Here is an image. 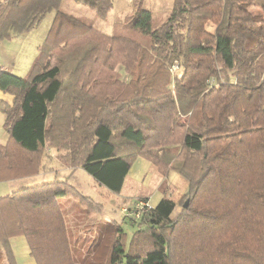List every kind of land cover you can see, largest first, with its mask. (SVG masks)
Instances as JSON below:
<instances>
[{"label":"trees","instance_id":"obj_1","mask_svg":"<svg viewBox=\"0 0 264 264\" xmlns=\"http://www.w3.org/2000/svg\"><path fill=\"white\" fill-rule=\"evenodd\" d=\"M71 1L92 18L61 11L64 0H0V41L54 13L28 74L0 71V91L13 97L0 103V182L38 175L54 149L63 167L119 194L142 158L186 181L181 212L173 218L177 205L162 188L150 210L110 227L92 258L264 264V0H173L156 28L143 0H132L112 35L94 27L112 0ZM64 198L86 204L88 216L100 211L67 178L0 195V264H17V237L35 264H74Z\"/></svg>","mask_w":264,"mask_h":264},{"label":"rangeland","instance_id":"obj_2","mask_svg":"<svg viewBox=\"0 0 264 264\" xmlns=\"http://www.w3.org/2000/svg\"><path fill=\"white\" fill-rule=\"evenodd\" d=\"M114 8L111 16L106 20H96L97 25L95 29L106 33L107 35L113 34L111 25L113 22H122L129 11L128 0H114ZM173 0H143L144 10L150 12L152 17V27L156 28L164 23L171 11ZM61 11L71 16L86 17V12L90 10L81 4H75L71 0H64ZM54 13L47 14L39 26L31 30L21 42V49L18 48V41L11 40L10 46L7 49L6 56L16 55L14 63V72L18 77H24L28 74L30 64L33 62L34 56L38 51L34 49L39 40L47 34ZM87 18V17H86ZM95 22V23H96ZM8 43V42H4ZM1 54V52H0ZM121 66L115 67V73L120 77V81L126 82L125 73L120 72ZM6 131L1 127L0 122V143L4 144ZM3 142V143H2ZM43 168L40 169L38 175L16 179L9 182H0V195L9 194L13 191L40 184L46 181H62L65 178L73 185L78 192L83 196L94 200L99 204L100 211L87 215L83 206L75 198L61 199L59 204L60 209L66 215L65 224L68 234L71 237L72 256L74 264H101L97 259L92 258V253L97 252L100 247L105 245L106 234L108 229H116V224L119 223L123 216H132L135 212L137 204H147L150 207L155 206L162 198V188L168 187L169 196L172 201L177 205L173 218L178 216L181 212V204L187 191L186 181L179 175L171 173L165 179L159 174L155 168L144 159L137 158L131 165L129 174L124 179L122 189L119 194H111L100 188L92 180V178L80 169H69L63 167L59 160H57L58 152L54 149L46 150L44 152ZM144 161V162H143ZM187 201V200H186ZM186 203V202H185ZM136 219V218H135ZM115 222L113 223L112 221ZM135 228H129L132 233ZM99 234V235H98ZM13 253L17 264H33V260L29 256L27 244L24 238L17 237L12 241ZM94 249V250H93ZM101 250V249H100ZM4 262V260H3ZM2 262V263H3ZM4 264H6L4 262Z\"/></svg>","mask_w":264,"mask_h":264},{"label":"crops","instance_id":"obj_3","mask_svg":"<svg viewBox=\"0 0 264 264\" xmlns=\"http://www.w3.org/2000/svg\"><path fill=\"white\" fill-rule=\"evenodd\" d=\"M114 0H112V3H113V6H114V2H113ZM131 1L132 0H128V3H129V11H128V13L131 11ZM113 8L114 7H112V10L110 11V13H109V15L108 16H111V13H112V11H113ZM127 13V14H128ZM83 15H85L87 18H92V13L89 11V12H86L85 14H83ZM77 17H83V16H77ZM108 18V17H107ZM96 22V21H95ZM115 23H118V22H113L112 23V25H111V31H112V29H113V26H114V24ZM94 25H97V22L94 24ZM39 26V25H38ZM29 32H31V31H29ZM29 32H27V33H25V34H23L22 36H20V37H17V38H14V39H12L13 41H17V40H19V38H21L22 37V39H21V41H18L19 43H18V48L19 49H21L22 47H24L23 45H21V42H23V39L25 38V36H27V34H29ZM46 35V34H45ZM44 38H45V36L43 37V39L41 38L40 40H39V42L37 43V44H35L36 46L34 47V49L36 50V51H38V48H39V46L43 43V41H44ZM5 41H0V52H1V54H0V71H3V72H8V73H11V74H13V75H16L15 74V72H14V69H13V67H14V63H13V61H16V55H13V56H6V52H7V49H8V47L10 46V44H12L11 43V40H8V41H6V42H8V43H4ZM8 53V52H7ZM36 56H34V58H35ZM34 58H33V60H34ZM32 60V61H33ZM32 64V63H31ZM30 64V65H31ZM12 101H13V97L10 95V94H7V93H3L2 91H0V103H3V104H5V105H8V106H11L12 105ZM0 122H1V127H3V129H4V116L2 115V113H1V111H0ZM5 130V129H4ZM6 133V132H5ZM7 139H8V136H7V134H6V137H5V141H4V143H6V141H7ZM3 143V142H2ZM142 158H139V160H141ZM143 160V159H142ZM145 161V160H144ZM143 161V162H144ZM129 174V173H128ZM127 174V175H128ZM2 195V194H1ZM6 195V194H5ZM19 238V237H18ZM12 243V242H11ZM26 243V242H25ZM13 247V246H12ZM29 253V252H28ZM32 259V258H31ZM33 260V259H32ZM33 264H35L34 263V261H33Z\"/></svg>","mask_w":264,"mask_h":264},{"label":"built area","instance_id":"obj_4","mask_svg":"<svg viewBox=\"0 0 264 264\" xmlns=\"http://www.w3.org/2000/svg\"><path fill=\"white\" fill-rule=\"evenodd\" d=\"M152 207L148 206L147 204H137L135 206V212L132 214L134 218H138L142 213H145L146 211L150 210ZM130 216V215H128ZM127 217V216H126ZM132 217V216H130Z\"/></svg>","mask_w":264,"mask_h":264}]
</instances>
